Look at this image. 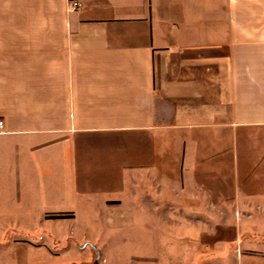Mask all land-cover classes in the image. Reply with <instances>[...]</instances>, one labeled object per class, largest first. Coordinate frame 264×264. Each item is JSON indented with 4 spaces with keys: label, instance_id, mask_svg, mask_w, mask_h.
Wrapping results in <instances>:
<instances>
[{
    "label": "crops",
    "instance_id": "obj_1",
    "mask_svg": "<svg viewBox=\"0 0 264 264\" xmlns=\"http://www.w3.org/2000/svg\"><path fill=\"white\" fill-rule=\"evenodd\" d=\"M0 121V229L83 210L256 236L264 0H0Z\"/></svg>",
    "mask_w": 264,
    "mask_h": 264
},
{
    "label": "rangeland",
    "instance_id": "obj_2",
    "mask_svg": "<svg viewBox=\"0 0 264 264\" xmlns=\"http://www.w3.org/2000/svg\"><path fill=\"white\" fill-rule=\"evenodd\" d=\"M78 212V216L31 217L20 225L2 227L0 264H264V219L260 217L255 223L257 237L234 243L229 240L232 232L203 231L188 237L164 230L171 224L174 229L179 217H155L157 224L154 218L144 217L136 227L131 223L115 230L116 217L91 218L83 210ZM123 219L132 222V217ZM236 228L239 236L245 224L238 219Z\"/></svg>",
    "mask_w": 264,
    "mask_h": 264
},
{
    "label": "built area",
    "instance_id": "obj_3",
    "mask_svg": "<svg viewBox=\"0 0 264 264\" xmlns=\"http://www.w3.org/2000/svg\"><path fill=\"white\" fill-rule=\"evenodd\" d=\"M81 5L79 2H72L70 3L69 7H68V11H78L80 10ZM3 126V122L0 121V128H2Z\"/></svg>",
    "mask_w": 264,
    "mask_h": 264
},
{
    "label": "trees",
    "instance_id": "obj_4",
    "mask_svg": "<svg viewBox=\"0 0 264 264\" xmlns=\"http://www.w3.org/2000/svg\"><path fill=\"white\" fill-rule=\"evenodd\" d=\"M57 217H61V216H57Z\"/></svg>",
    "mask_w": 264,
    "mask_h": 264
}]
</instances>
